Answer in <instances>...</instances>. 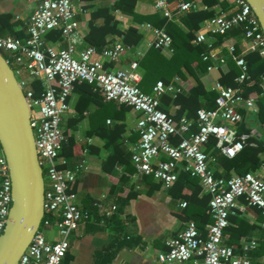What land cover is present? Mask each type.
Returning a JSON list of instances; mask_svg holds the SVG:
<instances>
[{"label": "built area", "instance_id": "built-area-1", "mask_svg": "<svg viewBox=\"0 0 264 264\" xmlns=\"http://www.w3.org/2000/svg\"><path fill=\"white\" fill-rule=\"evenodd\" d=\"M225 1L229 8L203 21L196 33L195 44L207 43L208 34L222 35L241 26L246 45L264 58V33L249 3L246 0ZM153 7L162 17L173 20L204 6L191 0H154ZM81 10L77 0H37L25 40L0 36V53L13 68L29 107L45 188L43 219L17 264H63L69 248L68 236L85 218L71 191V184L83 165L64 169L59 162L65 141L61 121L71 111L67 99L75 84L80 82L93 84L103 99L126 105L140 115L136 125L139 141L131 154L136 176H150L169 188L177 180L178 167L183 166L191 177L199 180L202 190L210 196L208 209L212 221L205 225L204 232L193 220H188L182 230L167 240L166 250L158 253L159 262L251 264L250 257L237 254L233 247L225 244L224 236L232 215L252 209L264 217V179L252 172L232 178L216 176L209 167L210 155L207 152L211 141L229 158L239 154L246 145H255L250 140L251 135L239 129L243 117L238 105L243 103L246 108H252L255 102L254 98L244 97L240 85L249 77L244 54H235L233 43L226 46V52L240 69L235 78L237 85L224 86L219 81L215 82V106L196 111L197 129L193 130L192 120L185 116L176 120L160 108L161 96L167 92L177 93L179 88L158 81L152 91L146 93L140 88V56L125 66L118 65L122 54L129 49L121 40L104 46L100 52L91 45L76 52L77 46L83 42L76 19L77 12ZM142 28L152 32L150 47L161 49L169 56L173 53L172 38L163 28L148 23ZM52 30L60 33L56 45L49 44L46 39ZM202 59L212 62L207 67L208 71L215 68V59L219 63L225 62L223 52L216 58L211 52H205ZM23 72L27 73L26 78ZM31 80L40 81L38 95L29 86ZM11 204V179L0 142V235ZM55 216L62 238L50 243L44 230L52 224ZM250 248L253 245L244 246V249Z\"/></svg>", "mask_w": 264, "mask_h": 264}, {"label": "crops", "instance_id": "crops-1", "mask_svg": "<svg viewBox=\"0 0 264 264\" xmlns=\"http://www.w3.org/2000/svg\"><path fill=\"white\" fill-rule=\"evenodd\" d=\"M114 2L115 0H77L82 10L77 12L76 19L83 35V42L76 48L77 53L90 45L84 40V36L92 13L99 8L111 7ZM135 2V11L138 14H157L162 17L160 12L154 11V0ZM224 2L228 4L227 1ZM36 6L37 0H0V36L25 40L29 35V20ZM228 8L218 6L216 11L219 13L220 10ZM179 16L169 21L180 29L187 30ZM114 18L122 30L139 25L131 16L119 11L115 12ZM146 23L154 26L146 20L143 21L139 28L141 39L133 47L125 44L129 49L122 54L119 66H125L139 56L140 60L152 48L149 46L153 39L152 32L142 28ZM161 28L166 29L165 26ZM234 28L241 29V34L212 48L214 35H207V43L202 44H210L208 52L214 58L224 52L230 43L244 55L252 51L244 42L242 27ZM197 31L198 29L193 32V38L185 44L189 51L200 45L194 42ZM46 39L51 45H56L59 41L52 42L47 37ZM108 39L111 44L119 40L122 42V37L117 34L109 36ZM93 47L98 52L104 48ZM163 57L167 60L170 58L165 53ZM215 61V68L209 71L206 68L203 72L188 62L180 68L184 78L173 72L170 81L165 84L189 90L200 80L206 89L214 90L215 82L219 81L222 72L227 69V64L219 63L216 59ZM139 71L142 75L143 69L139 67ZM23 77H27L26 72H23ZM158 81L163 82L162 79L156 82ZM35 82L40 85L39 80L29 81V86L34 91ZM156 82L151 80L140 88L150 93ZM67 100L71 111L61 121L65 141L59 153V162L64 169L83 165L71 184V191L75 194V204L85 218L68 236L69 248L63 264H162L157 259L158 253L166 250L167 240L182 230L188 220H193L198 229L204 232L205 225L212 221L208 209L210 196L202 190L199 180L191 177L183 166L178 167L177 180L169 188L150 176L135 175L131 154L139 141L136 131L139 114L126 105L103 99L96 87L86 82L75 84ZM162 101L160 98V108L174 119L185 116L183 114L178 118L176 113L179 106ZM201 101L204 103L203 99ZM238 108L243 117L240 129L263 142L259 165L242 164L236 169L228 164L226 158L229 157L216 148L212 141L207 146L210 155L209 167L216 175L224 178L252 172L264 179V127L259 120L258 109L255 102L252 108H246L243 103ZM190 120L196 124V120ZM214 149L217 152H213ZM183 203H186L185 206ZM57 219L55 216L52 224L44 230L45 238L50 243L62 238V233L56 226ZM224 242L233 247L237 254L250 257L251 264H264V217L252 209L232 215L230 225L225 231ZM250 244L253 245L252 249H244V246Z\"/></svg>", "mask_w": 264, "mask_h": 264}, {"label": "trees", "instance_id": "trees-1", "mask_svg": "<svg viewBox=\"0 0 264 264\" xmlns=\"http://www.w3.org/2000/svg\"><path fill=\"white\" fill-rule=\"evenodd\" d=\"M191 1L201 3L204 7L191 10L190 12L179 16L180 21L187 29L182 30L173 22H170L166 18L158 16L157 14H138L135 11V0H115L111 7L99 8L92 13L88 21L89 28L84 36V40L88 44L100 49L105 45L111 44V40L108 39L109 36L117 34L122 37V42L124 44L133 47L142 37L139 28L143 21L146 20L159 28L165 26V31L172 38L174 51L167 60L163 57L164 52L161 49H155L152 47L140 60H138L139 67L143 69L142 83L140 84V87H142L143 84L151 82V80L156 82L158 79H162L164 83H168L173 72L184 78L180 68L188 62L191 65H196L199 70L203 72L206 70L207 66L212 63L210 60L204 61L201 55L204 52H208V50H210L209 47L206 44H200L189 51L187 47H185V44L193 38V32L199 29L205 19L217 15L216 10L218 6L228 8L229 5L223 0ZM116 11L131 16L133 21L137 22L139 25L135 26V28L130 27L126 30L120 29L118 22H116L114 18ZM154 11L156 12L155 9ZM239 34H241V29L233 28L225 34L214 35V37H212L214 40L211 42V48L220 45L229 38ZM46 37L52 42H56L60 39V33L57 30H52L46 35ZM235 54H240L238 48H235ZM223 55L225 57L224 63L227 64V69L222 72L219 82L224 86H235L237 85L235 78L240 74V69L234 60L228 55L226 50L223 52ZM244 58L249 67V77L240 85L243 88L244 97L255 99V106L258 109V117L264 127V58L260 57L255 51L248 52L244 55ZM34 86L35 94L38 95L41 91V87L37 82L34 83ZM173 94L174 96H172ZM216 96L217 92L215 90L206 89L205 84L199 80L197 81V84L189 90L180 89L177 93L167 92L163 94L161 101L163 100L165 104L173 103L175 106H179L176 113L178 118L184 114L187 118L196 120V111L200 107L206 109L214 108ZM201 99L204 100V103H202ZM241 124H243V122ZM193 130H196V124L193 125ZM250 140L255 142V145H246L234 158H226L229 161L228 164L233 165L236 169H239L242 164L259 165V155L263 151V142L256 140L253 137H251ZM208 151L209 150H207V152ZM214 151L217 152L216 149H214L213 152ZM216 176L221 177L220 175Z\"/></svg>", "mask_w": 264, "mask_h": 264}, {"label": "water", "instance_id": "water-1", "mask_svg": "<svg viewBox=\"0 0 264 264\" xmlns=\"http://www.w3.org/2000/svg\"><path fill=\"white\" fill-rule=\"evenodd\" d=\"M246 1L264 33V0ZM0 142L9 169L12 197L0 235V264H17L43 219L45 188L24 91L1 53Z\"/></svg>", "mask_w": 264, "mask_h": 264}]
</instances>
